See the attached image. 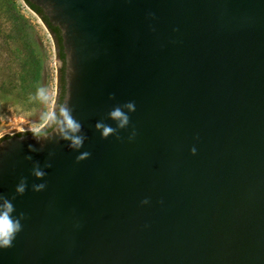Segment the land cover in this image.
I'll return each mask as SVG.
<instances>
[{
	"label": "water",
	"instance_id": "water-1",
	"mask_svg": "<svg viewBox=\"0 0 264 264\" xmlns=\"http://www.w3.org/2000/svg\"><path fill=\"white\" fill-rule=\"evenodd\" d=\"M28 3L59 30L53 112L71 109L90 156L55 127L0 139V195L28 183L0 264H264V0ZM128 102L130 128L101 139Z\"/></svg>",
	"mask_w": 264,
	"mask_h": 264
},
{
	"label": "clouds",
	"instance_id": "clouds-1",
	"mask_svg": "<svg viewBox=\"0 0 264 264\" xmlns=\"http://www.w3.org/2000/svg\"><path fill=\"white\" fill-rule=\"evenodd\" d=\"M34 99L42 103L48 102L47 90L43 87H38L35 92ZM11 115L7 118L0 117V122L6 119V122L10 128H14L16 131L23 133L27 131L31 133L32 137L37 141L41 140L47 135L44 131L46 126L55 127L59 133V138L68 143V147L78 152L76 161L81 162L87 160L90 153L87 151H80L83 148L85 142V136L82 134V125L72 115V111L67 106H61L59 108L58 115L49 111L41 124L29 123L25 120L24 115L18 105H10L8 108ZM136 111V105L134 102H128L123 107H114L109 112V119L112 120L116 127L111 125L97 122L95 127L100 132L101 139H108L110 136L117 134V129L128 130L130 128V114ZM28 123L27 129L23 127ZM136 137L135 129H131L128 134V141L132 142ZM30 151L33 150L29 146ZM197 149L193 147L191 154L195 155ZM31 159V157H28ZM32 176L36 180H43L46 173L37 164L34 165L31 172ZM46 188L45 183H34L31 186V190L35 193H40ZM28 190V183L25 179L21 178L15 185V195L11 198L0 195V251L10 249L17 235L22 231V221L24 219L23 213L17 214L15 205L13 203L16 196H23ZM143 205H147L149 201L147 199L141 201Z\"/></svg>",
	"mask_w": 264,
	"mask_h": 264
},
{
	"label": "trees",
	"instance_id": "trees-1",
	"mask_svg": "<svg viewBox=\"0 0 264 264\" xmlns=\"http://www.w3.org/2000/svg\"><path fill=\"white\" fill-rule=\"evenodd\" d=\"M23 1L46 26L54 41L55 56L62 62L56 74V103L59 104L64 94V55L59 30L48 23L40 9L30 5L28 0ZM0 8V97L20 101L34 94L41 80H48L49 73L45 70L43 75L42 57L45 55L33 26L12 8L8 0H0ZM4 24L8 26L7 32Z\"/></svg>",
	"mask_w": 264,
	"mask_h": 264
},
{
	"label": "rangeland",
	"instance_id": "rangeland-1",
	"mask_svg": "<svg viewBox=\"0 0 264 264\" xmlns=\"http://www.w3.org/2000/svg\"><path fill=\"white\" fill-rule=\"evenodd\" d=\"M12 8L15 11H18L28 22L30 25L33 26L35 33H37V39L43 48V64H42V71L43 75L45 76L44 72L47 70L49 73L48 80L42 79L41 83L38 87H43L47 90L48 95V102L42 103L34 99L35 92L32 95H28V97L24 100H13L10 98L0 97V117L7 118L11 115L9 113L8 108L10 105H18L21 113L24 115V118L29 123L41 124L43 123L45 115L51 111L53 112L56 107V100H57V70L60 67V63L55 56V46L54 41L47 30L46 26L40 19V17L34 13L25 3L23 0H8ZM2 9L0 8V11ZM1 16V14H0ZM1 20V19H0ZM4 31H8V26L6 24L3 25ZM37 87V88H38ZM25 129L28 127V123L23 125ZM47 127V126H46ZM45 127V128H46ZM29 133L24 131L23 133L16 131L14 128H10L6 122V119L0 122V139L6 136H12L17 134H25Z\"/></svg>",
	"mask_w": 264,
	"mask_h": 264
},
{
	"label": "flooded vegetation",
	"instance_id": "flooded-vegetation-1",
	"mask_svg": "<svg viewBox=\"0 0 264 264\" xmlns=\"http://www.w3.org/2000/svg\"><path fill=\"white\" fill-rule=\"evenodd\" d=\"M49 129H50V126H49V127H46V128L44 129V131L47 132Z\"/></svg>",
	"mask_w": 264,
	"mask_h": 264
}]
</instances>
